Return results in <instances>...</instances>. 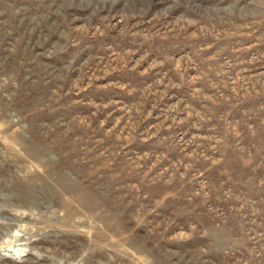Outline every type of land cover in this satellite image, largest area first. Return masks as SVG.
I'll return each mask as SVG.
<instances>
[{
  "label": "rangeland",
  "instance_id": "obj_1",
  "mask_svg": "<svg viewBox=\"0 0 264 264\" xmlns=\"http://www.w3.org/2000/svg\"><path fill=\"white\" fill-rule=\"evenodd\" d=\"M0 264H264V0H0Z\"/></svg>",
  "mask_w": 264,
  "mask_h": 264
}]
</instances>
